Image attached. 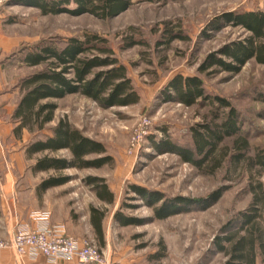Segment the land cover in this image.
I'll return each instance as SVG.
<instances>
[{
    "label": "rangeland",
    "instance_id": "374dc122",
    "mask_svg": "<svg viewBox=\"0 0 264 264\" xmlns=\"http://www.w3.org/2000/svg\"><path fill=\"white\" fill-rule=\"evenodd\" d=\"M262 7L263 0H133L127 10L102 19L89 13L43 14L20 0L4 1L0 5L1 118H10L6 111H11L20 98L18 80L41 69L24 65L20 51L41 41H59L70 36L84 39L87 34L104 38L126 65L139 94L137 103L108 108L82 95H67L55 101L54 118L45 124L43 131L0 132L3 156L19 150L21 165L12 170L20 204L29 209L53 204L68 212L77 228L86 230L89 225L84 236L106 254L108 264L120 261L123 264H221L224 256L214 250V236L237 211L246 208L252 196L249 184L258 180L264 183V170L230 161L239 150L240 139L247 141L246 155L264 150V64L250 59L237 73L219 71L217 67L199 73L197 68L208 54L248 35L230 25L206 32L205 26L215 14ZM175 74L198 75L209 98L185 106L171 93L166 95L163 89ZM216 96L234 107L239 128L219 145L214 157L218 159L223 154L225 157L213 173L184 162L176 153L153 146L165 138L192 149L193 127L203 123L215 127L226 119L229 109L219 106L213 100ZM61 117L85 136L103 142L106 154L113 161L102 168L33 171L32 164L44 155L69 157L64 149L30 156L24 151L29 141L49 135L50 128ZM59 175L67 176L68 181L41 194L37 192V185L43 179ZM89 176L104 177L115 196L113 203L102 202L95 196L87 182ZM132 183L167 198L200 199L220 187L224 189L219 200L205 209L191 207L158 219L152 207L130 190ZM90 205L105 211L101 236L89 223ZM118 211L135 222L117 224L113 215Z\"/></svg>",
    "mask_w": 264,
    "mask_h": 264
},
{
    "label": "trees",
    "instance_id": "16d2710c",
    "mask_svg": "<svg viewBox=\"0 0 264 264\" xmlns=\"http://www.w3.org/2000/svg\"><path fill=\"white\" fill-rule=\"evenodd\" d=\"M133 0H20L23 5L32 6L43 14L81 15L89 13L96 18H113L127 10ZM153 1V0H147ZM264 3V0H263ZM239 27L248 35L224 44L214 53L208 54L197 68L199 73L207 72L213 67L219 71L237 73L252 59L264 64V7L243 11L229 10L214 15L205 26L207 32H215L227 26ZM208 34V33H207ZM209 36V35H207ZM170 38H168V41ZM20 56V61L28 66H40L41 69L27 74L18 80L20 98L10 115L14 124L13 133L23 129L43 131L45 124L54 118L59 98L78 94L88 97L100 107L129 106L137 103L139 94L133 86L128 70L107 44L106 40L96 34H87L84 39L70 36L64 40L41 41L30 46ZM209 72V71H208ZM213 72V70L211 71ZM171 93L185 106L197 99L209 98L204 91L203 80L198 75L175 74L163 89ZM170 97V96H167ZM219 106L227 107L226 119L215 127L203 123L191 129L193 147L187 148L161 138L153 143L156 148H164L178 154L181 159L198 168H207L213 173L225 157L215 159L219 145L226 137L238 131L237 113L233 106L220 96L214 97ZM264 100V97H263ZM239 149L230 158L231 162L246 163L249 168L264 170V150L254 155H246L247 141L240 139ZM64 149L69 157H52L44 155L31 166L33 171H59L66 168H102L110 164L113 157L106 154L103 142L85 136L82 131L64 118H58L50 134L36 138L25 145V153L30 156L38 152H56ZM96 154V157H88ZM88 157V158H87ZM68 181L67 176H49L37 185L41 194L50 187H57ZM87 182L92 185L95 196L100 201L113 203L115 196L104 177L89 176ZM222 187L212 191L205 198L193 199L183 196L167 198L162 193L152 191L140 185H130V190L142 197L152 207L158 219L190 210L191 207L205 209L214 204L222 195ZM251 200L246 208L237 211L220 228L219 234L212 241L214 250L222 253L221 264H264V183L260 180L249 184ZM159 203V205H157ZM90 223L98 236L102 234V220L105 211L93 205L89 206ZM113 219L117 224H133L135 219L115 212Z\"/></svg>",
    "mask_w": 264,
    "mask_h": 264
},
{
    "label": "crops",
    "instance_id": "0c3cea01",
    "mask_svg": "<svg viewBox=\"0 0 264 264\" xmlns=\"http://www.w3.org/2000/svg\"><path fill=\"white\" fill-rule=\"evenodd\" d=\"M67 96V95H66ZM65 96V97H66ZM13 110V109H12ZM11 111H6L10 116ZM14 124L10 122L9 119H3L0 117V132H7L9 134L13 130ZM24 130V129H23ZM0 142V169L2 170L0 174V238L11 237L16 227L20 224L26 225L29 228L34 226V219L31 217L32 211H48L50 212V222L53 224H63L66 229V233L78 240L84 239V232L89 231L88 229L84 230L83 228H77L71 222L68 212L63 211L62 208H56L53 204H49L45 208H27L22 206L17 198V188L14 184L15 174L12 168H18L21 165V158L18 155L19 150L13 151L12 154L8 152L7 156H3L4 149ZM2 154V155H1ZM90 218V211H89ZM90 223V219H89ZM91 225V223H90ZM93 227V226H92ZM0 264H53L48 261L45 257L39 256L37 258L30 259L27 256L16 257L14 251L10 248H3L0 250ZM59 264H78L74 260L61 262ZM111 264H115L112 262ZM118 264H123L120 261Z\"/></svg>",
    "mask_w": 264,
    "mask_h": 264
},
{
    "label": "built area",
    "instance_id": "2783aa9c",
    "mask_svg": "<svg viewBox=\"0 0 264 264\" xmlns=\"http://www.w3.org/2000/svg\"><path fill=\"white\" fill-rule=\"evenodd\" d=\"M6 0H0V5ZM144 125V124H143ZM32 228L18 225L11 237L0 238V250L10 248L16 257H45L53 264L74 260L78 264H108L107 256L92 241L66 233L63 224L50 222V212L32 211Z\"/></svg>",
    "mask_w": 264,
    "mask_h": 264
}]
</instances>
